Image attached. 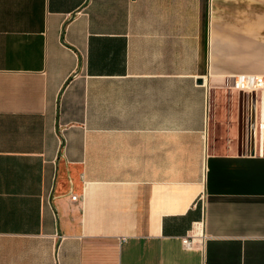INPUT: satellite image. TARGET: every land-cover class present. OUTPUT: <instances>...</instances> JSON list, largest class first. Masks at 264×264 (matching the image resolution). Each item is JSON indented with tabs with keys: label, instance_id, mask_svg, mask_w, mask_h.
<instances>
[{
	"label": "crops",
	"instance_id": "obj_1",
	"mask_svg": "<svg viewBox=\"0 0 264 264\" xmlns=\"http://www.w3.org/2000/svg\"><path fill=\"white\" fill-rule=\"evenodd\" d=\"M238 74L264 0H0V264H264Z\"/></svg>",
	"mask_w": 264,
	"mask_h": 264
},
{
	"label": "built area",
	"instance_id": "obj_2",
	"mask_svg": "<svg viewBox=\"0 0 264 264\" xmlns=\"http://www.w3.org/2000/svg\"><path fill=\"white\" fill-rule=\"evenodd\" d=\"M227 82L229 92L235 90L244 95L246 118L253 122V150L264 158V74H238ZM75 198L73 195L72 199ZM193 229L181 238L184 248H194L204 237L201 223L195 224Z\"/></svg>",
	"mask_w": 264,
	"mask_h": 264
},
{
	"label": "water",
	"instance_id": "obj_3",
	"mask_svg": "<svg viewBox=\"0 0 264 264\" xmlns=\"http://www.w3.org/2000/svg\"><path fill=\"white\" fill-rule=\"evenodd\" d=\"M197 81L200 83L201 82V79L199 78Z\"/></svg>",
	"mask_w": 264,
	"mask_h": 264
}]
</instances>
